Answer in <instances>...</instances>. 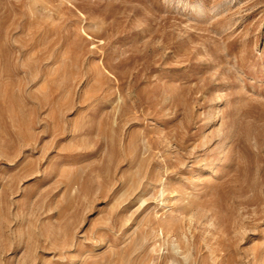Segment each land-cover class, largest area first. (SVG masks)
Returning a JSON list of instances; mask_svg holds the SVG:
<instances>
[{"label":"rangeland","instance_id":"obj_1","mask_svg":"<svg viewBox=\"0 0 264 264\" xmlns=\"http://www.w3.org/2000/svg\"><path fill=\"white\" fill-rule=\"evenodd\" d=\"M0 264H264V0H0Z\"/></svg>","mask_w":264,"mask_h":264}]
</instances>
